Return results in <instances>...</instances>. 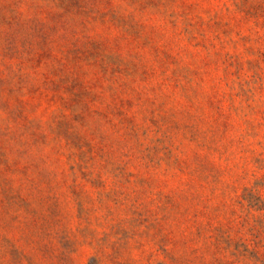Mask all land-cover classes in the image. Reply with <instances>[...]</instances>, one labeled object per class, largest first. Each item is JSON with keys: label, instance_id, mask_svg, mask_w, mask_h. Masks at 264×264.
Returning <instances> with one entry per match:
<instances>
[{"label": "rangeland", "instance_id": "rangeland-1", "mask_svg": "<svg viewBox=\"0 0 264 264\" xmlns=\"http://www.w3.org/2000/svg\"><path fill=\"white\" fill-rule=\"evenodd\" d=\"M0 264H264V0H0Z\"/></svg>", "mask_w": 264, "mask_h": 264}]
</instances>
